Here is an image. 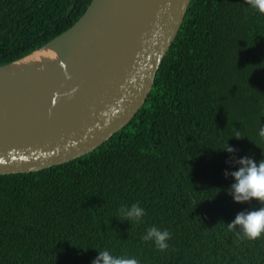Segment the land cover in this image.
Listing matches in <instances>:
<instances>
[{
	"label": "trees",
	"instance_id": "trees-1",
	"mask_svg": "<svg viewBox=\"0 0 264 264\" xmlns=\"http://www.w3.org/2000/svg\"><path fill=\"white\" fill-rule=\"evenodd\" d=\"M92 0H0V67L70 29ZM264 14L248 0H192L134 119L95 151L40 172L0 175V264H264V237L237 238L236 170L222 151L264 159ZM138 203L141 222L121 206ZM223 222V223H221ZM171 234L161 252L150 227Z\"/></svg>",
	"mask_w": 264,
	"mask_h": 264
},
{
	"label": "water",
	"instance_id": "water-1",
	"mask_svg": "<svg viewBox=\"0 0 264 264\" xmlns=\"http://www.w3.org/2000/svg\"><path fill=\"white\" fill-rule=\"evenodd\" d=\"M191 1L92 0L37 50L53 51L56 66L14 67L30 55L1 66L0 175L64 165L124 129L146 103Z\"/></svg>",
	"mask_w": 264,
	"mask_h": 264
},
{
	"label": "clouds",
	"instance_id": "clouds-1",
	"mask_svg": "<svg viewBox=\"0 0 264 264\" xmlns=\"http://www.w3.org/2000/svg\"><path fill=\"white\" fill-rule=\"evenodd\" d=\"M248 3L258 13L264 14V0H248ZM258 136L264 138V126L259 128ZM222 151L230 155L226 163L230 166L234 165L236 169L226 170L224 173L225 178L231 177L234 181L227 190L228 195L238 204L257 201L260 205L258 208L239 212L235 219L226 225L227 229L237 238L258 240L264 237V159L257 162L248 156L237 158L235 156L237 149L228 143ZM118 212L124 220L137 223L141 222L146 214L145 209L138 203L121 206ZM142 239L154 243L156 249L163 252L170 247L168 241L171 239V234L167 230L153 226L147 229ZM92 264H140V262L134 257L116 256L108 249H103L98 251V256Z\"/></svg>",
	"mask_w": 264,
	"mask_h": 264
},
{
	"label": "bare ground",
	"instance_id": "bare-ground-1",
	"mask_svg": "<svg viewBox=\"0 0 264 264\" xmlns=\"http://www.w3.org/2000/svg\"><path fill=\"white\" fill-rule=\"evenodd\" d=\"M58 62V58L53 51L40 50L28 58L22 60L17 63L14 67L16 69H21L24 67H34L38 68L41 65H46L48 67L56 66Z\"/></svg>",
	"mask_w": 264,
	"mask_h": 264
}]
</instances>
